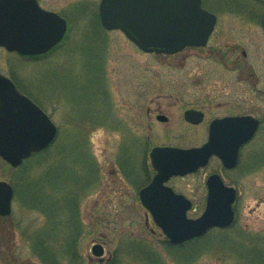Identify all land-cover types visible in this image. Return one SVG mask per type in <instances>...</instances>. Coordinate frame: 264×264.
<instances>
[{"label":"rangeland","instance_id":"374dc122","mask_svg":"<svg viewBox=\"0 0 264 264\" xmlns=\"http://www.w3.org/2000/svg\"><path fill=\"white\" fill-rule=\"evenodd\" d=\"M38 1L68 20L65 39L36 58L0 48V72L51 116L59 133L25 163L27 176L0 157V181H17L13 212L0 217V264H42L31 248L40 230L60 264H71L61 250L71 231L83 264H260L249 256L264 253V0H245L248 10L240 14L205 0L218 18L208 45L176 55L144 53L121 31L105 30L97 17L101 0ZM158 108L168 123L157 120ZM189 108L209 116L190 125ZM246 113L261 124L237 170L222 171L213 161L171 182L192 200L188 216L196 218L206 207L207 177L220 173L239 190L235 223L171 245L139 198L153 175L152 148L200 146L212 117ZM39 178L43 209L27 192L28 181ZM95 243L105 247L102 263L92 254Z\"/></svg>","mask_w":264,"mask_h":264},{"label":"water","instance_id":"95a60500","mask_svg":"<svg viewBox=\"0 0 264 264\" xmlns=\"http://www.w3.org/2000/svg\"><path fill=\"white\" fill-rule=\"evenodd\" d=\"M99 16L106 29H120L144 52L158 54L206 46L217 22L216 15L203 8L202 0H101ZM67 31L66 19L42 9L37 0H0V47L9 52L31 57L46 54L63 41ZM185 119L199 124L203 113L188 110ZM259 124L251 116L216 119L202 147L152 150L151 163L157 174L140 191V199L173 245L201 237L214 227H230L235 221L237 193L218 174L211 175L205 211L193 219L188 217L191 201L165 182L172 175L196 172L212 155L227 167L235 166L239 148L254 136ZM228 127L232 131L224 133ZM57 136L58 127L49 115L0 73V157L18 168ZM13 198V186L0 181V216L11 215ZM92 253L103 256V245L95 244Z\"/></svg>","mask_w":264,"mask_h":264},{"label":"trees","instance_id":"16d2710c","mask_svg":"<svg viewBox=\"0 0 264 264\" xmlns=\"http://www.w3.org/2000/svg\"><path fill=\"white\" fill-rule=\"evenodd\" d=\"M219 1L221 3L224 2L231 10L235 11L236 13L240 14L242 12H246L245 8H247V7H244V5L248 4V3H246L245 0H219ZM205 2L206 1L204 0V3ZM247 10H248V8H247ZM97 17L99 18L98 14H97ZM38 154H40V153H38ZM38 154H36V155H38ZM27 161H29V160H27ZM25 163L20 167V170H22V172H23V176L28 175ZM44 180H45V178L44 179L39 178V180H37V181H32V182L28 181V183H27V185H30V189H27V192H29V194L31 195L29 198V201L32 202V205L35 208L43 209L45 207L44 195H45L46 189L44 187L46 185L44 183ZM13 185L15 188H17V181L15 179L13 180ZM34 192H35V194H33ZM55 204H57V203L51 202V208L55 207ZM53 210L54 209L51 210V214H52ZM54 224L58 225L57 221L54 222ZM40 232L41 233H39V235H36L35 238L31 239L32 240L31 248H32L34 254H36L38 256V258L40 259L42 264H60L59 261L57 260L58 249L56 248V246L54 244L51 243L52 246L49 244L48 238L45 237V235L42 233L43 230H40ZM69 235H71L73 237V231H71L69 233ZM71 236L67 237L66 244L64 246H62V249H61L62 255H63V257L70 258L71 264H83L81 262L82 259H80L81 255H79V253H78L77 242H76V240L73 239L75 237L72 238ZM253 255H257L260 257L249 256L251 258L250 260H255V261L261 260L262 262L260 264H264V253L259 254V253L253 252Z\"/></svg>","mask_w":264,"mask_h":264},{"label":"flooded vegetation","instance_id":"af4514ba","mask_svg":"<svg viewBox=\"0 0 264 264\" xmlns=\"http://www.w3.org/2000/svg\"><path fill=\"white\" fill-rule=\"evenodd\" d=\"M189 109H192V108H189ZM194 109V108H193ZM186 110H188V109H186ZM186 110L184 111V114H185V112H186ZM196 110H198V111H201L202 113H203V117H204V119H203V121L200 123V124H198V125H194V126H199V125H201V124H203L204 123V121L207 119V117L209 116L208 115V111H206L205 109H196ZM156 112V118L158 117V116H160V115H163V116H165L167 119L165 120V122L164 123H168L169 122V116H167L164 112H162L161 110H160V108H158V111H155ZM148 113L150 114L151 113V111L149 110L148 111ZM241 116H253L252 114H250V113H246V114H226V115H217V116H214V117H212L210 120H209V122H208V135H207V139H206V141L205 142H207V140L209 139V135H210V128H211V124H212V122L214 121V120H216V119H223V118H231V117H241ZM171 117H172V115H171ZM254 117V116H253ZM256 118V117H255ZM188 124H190V123H188ZM190 125H193V124H190ZM232 130L228 127V128H225V129H223V132L224 133H226V132H231ZM256 135V134H255ZM255 135H254V137H255ZM254 137L252 138V139H250L249 141H247L245 144H243L240 148H239V151H238V156H237V164H236V166L235 167H233V168H227V167H225L224 166V164L222 163V161H221V159L219 158V157H217V156H212L211 158H210V161H209V164H208V166H210L211 165V163L213 162V161H217L218 163H219V166H220V168L222 169V171H235V170H237L238 169V167L240 166V164H241V159H242V153H243V151H244V149L246 148V146L247 145H249L251 142H252V140L254 139ZM204 142V143H205ZM203 143V144H204ZM164 146H166V145H164ZM170 146H174V145H170ZM207 166V167H208ZM205 169V168H204ZM204 169H201V170H199L198 172H200V171H202V170H204ZM198 172H196V173H198ZM155 173L156 172H154L153 171V175H152V177L150 178V180H149V182H151V180H152V178H153V176L155 175ZM195 173V174H196ZM215 173H218V172H215ZM213 174V173H212ZM218 174H220V173H218ZM221 175V174H220ZM221 177L223 178V180H224V182H225V184L226 185H228V186H233V185H230V184H228L226 181H225V179H224V176L223 175H221ZM173 178H178V177H171L169 180H168V182L166 183V185H168V186H170V187H172L173 188V185H171V182L173 181ZM233 187H235V186H233ZM236 188V187H235ZM236 190H237V193L239 194V190L236 188ZM178 192V191H177ZM99 261V260H98ZM100 262V261H99ZM100 263H102V262H100Z\"/></svg>","mask_w":264,"mask_h":264},{"label":"bare ground","instance_id":"6f19581e","mask_svg":"<svg viewBox=\"0 0 264 264\" xmlns=\"http://www.w3.org/2000/svg\"><path fill=\"white\" fill-rule=\"evenodd\" d=\"M217 25V24H216Z\"/></svg>","mask_w":264,"mask_h":264}]
</instances>
